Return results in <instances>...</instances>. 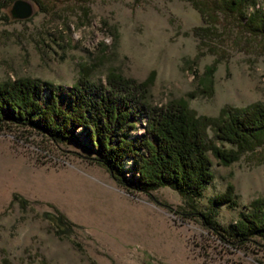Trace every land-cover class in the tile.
Returning a JSON list of instances; mask_svg holds the SVG:
<instances>
[{
    "label": "rangeland",
    "instance_id": "rangeland-1",
    "mask_svg": "<svg viewBox=\"0 0 264 264\" xmlns=\"http://www.w3.org/2000/svg\"><path fill=\"white\" fill-rule=\"evenodd\" d=\"M196 1L208 10L204 19L191 0H32L36 10L22 20L9 5L0 83L32 77L69 86L82 73L104 83L110 70L143 81L153 72V106L184 98L198 115L216 116L224 106L264 102V34L224 0ZM208 155L213 178L200 197L170 187L130 192L81 144L4 124L0 264H264L263 239H223L200 216L213 211L217 227L228 229L264 199V142L228 165ZM228 184L237 205L214 207L211 198ZM46 212L62 213L70 234L57 235Z\"/></svg>",
    "mask_w": 264,
    "mask_h": 264
},
{
    "label": "trees",
    "instance_id": "trees-1",
    "mask_svg": "<svg viewBox=\"0 0 264 264\" xmlns=\"http://www.w3.org/2000/svg\"><path fill=\"white\" fill-rule=\"evenodd\" d=\"M13 1L0 0V21L9 20L2 10ZM191 1L204 19L208 10ZM223 4L244 26L264 34V4L259 0H224ZM153 76L152 72L138 81L110 70L101 83L82 73L69 86L14 78L0 83V127L30 126L55 143L81 144L130 192L170 187L187 199L200 197L213 178L208 152L228 165L264 142V102L243 108L224 106L216 116L198 115L184 98L153 106L147 99ZM207 78L206 93L212 89ZM211 203L236 206L232 184L213 196ZM250 205L252 211L240 213L228 229L217 227L213 211L200 216L223 239L243 243L256 236L264 240V199H254ZM45 215L57 235L70 234L73 224L62 213Z\"/></svg>",
    "mask_w": 264,
    "mask_h": 264
},
{
    "label": "water",
    "instance_id": "water-1",
    "mask_svg": "<svg viewBox=\"0 0 264 264\" xmlns=\"http://www.w3.org/2000/svg\"><path fill=\"white\" fill-rule=\"evenodd\" d=\"M35 5L32 0H14L10 4V15L15 19H26L35 12Z\"/></svg>",
    "mask_w": 264,
    "mask_h": 264
}]
</instances>
